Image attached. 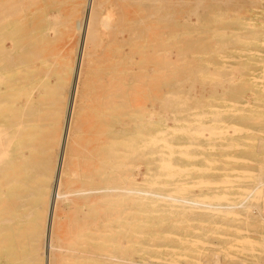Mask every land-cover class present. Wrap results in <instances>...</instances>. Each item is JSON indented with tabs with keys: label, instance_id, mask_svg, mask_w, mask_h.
<instances>
[{
	"label": "bare ground",
	"instance_id": "1",
	"mask_svg": "<svg viewBox=\"0 0 264 264\" xmlns=\"http://www.w3.org/2000/svg\"><path fill=\"white\" fill-rule=\"evenodd\" d=\"M96 2L72 0L69 7L74 48L63 55L70 77L63 96L56 99L49 88L45 59L39 65L29 60L27 85L4 87L10 114L0 111V117L15 123L0 137L1 255L13 256L26 247V264H264V1L251 3L236 20L249 25L239 31L245 34H236L243 53L235 65L238 76L228 86L243 95L219 98L221 118L212 129L196 115L172 117L171 126L162 121L158 129L157 121L146 116L153 115V86L138 82L137 59L148 43H139L136 36L118 40L128 42L127 51L114 47L108 58H88L85 46L97 17ZM127 12H122L124 18ZM28 33L32 55L36 45L32 29ZM7 78L0 70V94ZM124 94L129 100L146 94L141 110L133 112L146 114L135 116L146 121L129 135L118 113ZM37 102L56 105L51 111L50 135L57 149L52 163L33 153L38 143L32 138L34 125L28 129L18 117L23 105ZM182 131L186 137L170 147L166 138ZM158 141L178 152L201 147V158L213 164L202 168H210L211 178L196 173L201 168L195 163L162 160L157 166L162 170H152L157 154L165 152ZM133 152L143 167L125 172L124 158ZM22 189L34 201L30 212L24 202L15 210L9 201ZM19 222L29 225L26 239L16 236Z\"/></svg>",
	"mask_w": 264,
	"mask_h": 264
},
{
	"label": "rangeland",
	"instance_id": "2",
	"mask_svg": "<svg viewBox=\"0 0 264 264\" xmlns=\"http://www.w3.org/2000/svg\"><path fill=\"white\" fill-rule=\"evenodd\" d=\"M256 1L97 0V17L90 27L85 46L87 56L92 62L108 58L106 57L107 53L120 47L123 48V51H127L128 42L122 44L118 42L120 39L126 40L130 36H136L139 43H148L147 51L145 50L137 59V67L142 75L138 82L143 86H153L151 89L153 115L149 112L147 115L133 114L136 108L141 110V102L145 99L146 94H140L141 96L131 100L124 94L118 113L123 119V127L126 125L124 128L127 135L134 133L141 126L140 124L145 123L146 118L136 119L145 115L152 116L154 121H157L155 125L157 129L161 127L162 121L171 126L172 117H187V115H196L206 129H212L218 125L221 118L219 112H216L219 109L217 103L219 98L223 96V98L233 100L243 95L236 93L234 88L228 86L229 81L233 80L235 75L238 76L235 65L243 53L238 49L243 48V45L237 43L236 34H245V32L239 31L246 30L249 25L248 22L243 21L238 25L236 20L243 16L251 3ZM71 5L72 0H6L3 2L2 9H0V44L3 47L0 53V70L8 78L3 80L1 86V113L10 114L11 104L9 97L4 93L5 85L20 83L27 85L29 79L25 77L24 70L28 66L29 60L35 65H39L43 59L47 61L45 64L48 69L45 77L52 84L49 88L53 90L56 99L63 96L70 78L69 73H66L68 67L64 64L65 57L63 55L67 48L71 49V46L74 48L73 35L69 32L71 22L67 17ZM123 11L129 12L125 18L122 14ZM79 13L80 11H78V15ZM29 28L32 29L36 45L32 55L29 54L27 48ZM19 29H21L20 32ZM44 46L47 49L45 53L42 50ZM38 69L41 70V68ZM122 70L126 71V68L122 67ZM222 87H225L226 90L220 95ZM22 100L23 97L18 103L19 106L23 103ZM54 106L56 105L42 102L32 103L31 106L27 103L18 111L19 119L25 122L24 125L28 129L34 125L31 128L32 138L38 143L33 153L40 160L48 163H52L55 150H57L50 135V126L54 119L51 111ZM228 115L223 117H228ZM198 116H202V118ZM14 123L4 114L0 117L1 138L12 130ZM197 129L199 131V125ZM184 136L186 137V134L182 131L176 135V138L167 137L166 140L172 147ZM25 141L27 140L24 139L22 143L23 152H26L27 142ZM157 146L163 148L165 152L157 154V160L152 170H162L157 167L160 166L159 162L162 160L175 165L195 163L197 167L201 168L198 169L200 172L197 170L196 173L201 174L203 179L211 178L210 168L205 171L202 168L204 166L212 167L213 164L210 160L201 158V147L187 149L188 152L184 150L178 152L176 148L172 151L165 149L163 143L159 141ZM129 148L131 147L129 146ZM179 153L187 157L179 156ZM193 155L197 158L194 157V159ZM142 162L143 159H140L134 152L128 153L124 158V171H133L136 165L142 169ZM164 171H172V168H164ZM9 201H12L11 204L15 210L19 209L18 205L24 202L25 210L29 212L32 210L34 202L23 189ZM69 201V199L65 201L66 206L70 205ZM10 214V211L7 212V215L10 216ZM28 227L29 225L23 222L16 224L14 226L16 236L26 239ZM28 254L26 247L15 250L14 255L9 257L0 253V264H26ZM32 264H38V261L33 260Z\"/></svg>",
	"mask_w": 264,
	"mask_h": 264
}]
</instances>
